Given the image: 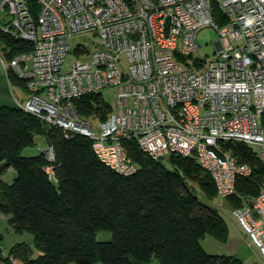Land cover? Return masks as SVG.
Here are the masks:
<instances>
[{
    "label": "built area",
    "instance_id": "1",
    "mask_svg": "<svg viewBox=\"0 0 264 264\" xmlns=\"http://www.w3.org/2000/svg\"><path fill=\"white\" fill-rule=\"evenodd\" d=\"M34 1L37 14L29 0H0L11 15L2 29L33 43L10 60L0 54L6 74L26 80L17 107L66 135L89 137L97 157L121 174L137 169L129 141L154 159L195 155L222 198L252 172L223 143L246 144L264 166V0ZM208 25L220 47L203 60L195 57L197 33ZM90 33L92 51L79 43L66 68L71 38ZM107 87L117 89L105 118L80 113L75 99ZM42 150L54 159L52 146ZM262 184L232 212L264 262Z\"/></svg>",
    "mask_w": 264,
    "mask_h": 264
},
{
    "label": "trees",
    "instance_id": "2",
    "mask_svg": "<svg viewBox=\"0 0 264 264\" xmlns=\"http://www.w3.org/2000/svg\"><path fill=\"white\" fill-rule=\"evenodd\" d=\"M33 13L38 7L29 0ZM217 14L221 10L216 8ZM0 43L5 59L33 49V43L5 32ZM12 84L25 87V79L8 71ZM80 113L103 119L112 104L100 92L74 100ZM45 137L54 159L45 152L22 155L26 146ZM240 161L252 166L250 176H238L234 194L226 199L240 205L259 192L264 166L256 151L240 142L223 143ZM43 146V147H44ZM137 164L136 171L121 174L102 162L92 140L82 134L66 135L17 106L0 105V219L4 215L17 234L29 233L7 247L0 235V260L11 264H262L246 263L236 254L209 252L203 240L210 235L224 242L228 223L219 208L202 201L217 198L210 172L195 155L172 152L163 158L147 155L135 141L125 142ZM52 166L54 175L46 170ZM14 175L5 176L8 168ZM187 180L191 183L188 184ZM110 231L100 240L96 233ZM39 252L34 255V251Z\"/></svg>",
    "mask_w": 264,
    "mask_h": 264
},
{
    "label": "rangeland",
    "instance_id": "3",
    "mask_svg": "<svg viewBox=\"0 0 264 264\" xmlns=\"http://www.w3.org/2000/svg\"><path fill=\"white\" fill-rule=\"evenodd\" d=\"M11 19V15L9 14L7 9H2L0 7V25L1 24H7ZM220 34L219 31L214 28L213 26H204L202 27L198 33H197V42H198V50L197 52H195V57H200L203 58V60H209L212 57H214L217 53L218 48L220 47ZM242 41H235L234 43H241ZM84 44V46L91 50L94 48L93 46V41L91 40V33L89 34L88 37H86L85 34H77L75 36H73L70 40V45H71V50L68 53L66 60H65V67L69 68L75 57L77 56L74 48L78 45V44ZM0 54L2 55V57L5 59V54L3 52V43H0ZM5 74L1 59H0V105H9V106H15L16 105V100L13 96V92L11 91L10 87H9V83L5 82V79H3L2 75ZM7 81V80H6ZM14 90L15 92L19 95V97H21L23 90H22V85L19 83H14L13 84ZM116 87L112 88V87H107L105 89L101 90V93L103 94V97L109 101L112 105L115 102L116 99ZM95 128H99V122L95 121ZM46 144V139L44 136L38 134L36 136V144L34 145H30V146H26L23 150H22V155H36L39 154L41 152V147H43ZM256 149H258V147H255ZM5 176L8 178V181L12 180L13 177V169L10 167L7 169ZM188 184H190L191 182L189 180H187ZM263 184H261L262 187ZM260 187V188H261ZM196 195L204 202L215 206L217 208H219V210L221 211V213L224 215V217L227 219V221L230 223V219L233 217V208L231 206V204L227 201L226 198H222V197H218L214 198L212 200H209L206 195L200 190V189H196L195 190ZM2 225L7 224L9 229L4 230V243L5 245H11L14 243L15 239H21V240H28L32 238V235L29 233H22L21 234H17L15 233L13 230L10 229V223L9 222H1ZM230 235L231 237L229 238V241L227 242V245H232L233 241L234 242H238V246L240 251H242V254H244L245 256V262L246 263H262L264 264L263 260L261 259L259 253L257 252L256 248L253 245H248L246 243H248V239L246 240V238L244 236L241 235V237L243 238L240 239V236L238 235V233H236V231L231 230L230 231ZM229 235V236H230ZM96 237L100 240H108L112 237V233L110 231H106V230H101L98 231L96 233ZM211 238V237H210ZM214 238V237H212ZM231 239V240H230ZM217 241V239H216ZM215 240L213 239H205L204 240V244L206 246V249L211 250L210 248H214ZM220 242V241H218ZM226 242V241H224ZM250 242V240H249ZM227 245H223L221 244V246H227ZM228 247V246H227ZM208 250V251H209ZM210 252V251H209ZM221 252L227 253V250H219V254ZM98 264H104L103 262H99ZM140 264V263H139ZM150 264H161L158 261H154L153 263Z\"/></svg>",
    "mask_w": 264,
    "mask_h": 264
},
{
    "label": "crops",
    "instance_id": "4",
    "mask_svg": "<svg viewBox=\"0 0 264 264\" xmlns=\"http://www.w3.org/2000/svg\"><path fill=\"white\" fill-rule=\"evenodd\" d=\"M2 77H3V79H5V82L7 83H9V87H10V89H11V91L13 92V96H14V98H16V99H18V100H24L26 97H27V95H28V93H27V91H26V89H25V87L22 85V90H23V93H22V95H21V97H19V95L15 92V90H14V87H13V84L10 82V80H9V77H8V75L6 74V72H5V74L4 75H2ZM7 80V81H6ZM16 106V105H15ZM13 175H14V171H13ZM226 219V218H225ZM4 221H6V222H8V220L6 219V217L4 216V215H2L1 216V219H0V235H2V236H4V230H7V229H9V227H8V225L7 224H4V225H2V223L1 222H4ZM226 221H227V219H226ZM227 223H228V227H229V235H230V231L231 230H234V231H236V233H238V235L240 236V239H242L243 240V238L241 237V235L242 236H244L245 238H246V240L248 239V243H246V244H248V245H253L251 242H249V238L247 237V234L244 232V230L242 229V227L240 226V224L238 223V221H237V219H236V216L233 214V217L230 219V223L227 221ZM10 229L11 230H13L12 229V226L10 225ZM21 235H23V234H21ZM211 237V238H210ZM231 237V235L229 236V238ZM229 238H228V240L226 241V242H218V240L216 241V239L215 238H212V236H210V235H208V236H206V238L205 239H213V240H215V242H214V245H215V247L214 248H210L211 250H209V249H207V250H209L210 252H219V250H227V253H225V254H236V255H238L241 259H243L244 261H245V256H244V254H242V251H240V249H239V246L237 245L238 244V242L236 241V242H234L233 241V243H232V245L230 244V245H227V242L229 241ZM3 239H4V237H3ZM204 239V240H205ZM21 239H15V241H14V243L15 242H17V241H20ZM32 240V238L31 239H29V241H31ZM204 240H203V246L206 248V246H205V244H204ZM231 240V239H230ZM28 241V240H27ZM221 244H223V245H227V246H221ZM4 245H5V243H4ZM12 245V244H11ZM11 245H10V247H11ZM254 246V245H253ZM7 247H9V245L7 246L6 245V248ZM255 247V246H254ZM256 248V247H255ZM257 250V249H256ZM258 252V251H257ZM222 253H224V252H222ZM39 254V252H37L36 250L34 251V255H38ZM260 255V254H259ZM261 257V256H260ZM0 264H6L5 262H3V261H1L0 260ZM11 264H22L19 260H15V261H13V263H11Z\"/></svg>",
    "mask_w": 264,
    "mask_h": 264
}]
</instances>
